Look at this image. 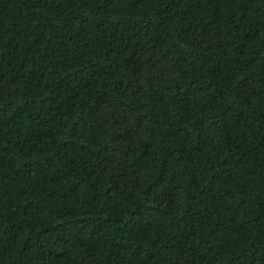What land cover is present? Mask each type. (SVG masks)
<instances>
[{
    "label": "trees",
    "instance_id": "trees-1",
    "mask_svg": "<svg viewBox=\"0 0 264 264\" xmlns=\"http://www.w3.org/2000/svg\"><path fill=\"white\" fill-rule=\"evenodd\" d=\"M0 264H264V0H0Z\"/></svg>",
    "mask_w": 264,
    "mask_h": 264
}]
</instances>
